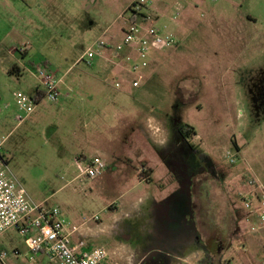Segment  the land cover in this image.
I'll list each match as a JSON object with an SVG mask.
<instances>
[{"label": "rangeland", "instance_id": "374dc122", "mask_svg": "<svg viewBox=\"0 0 264 264\" xmlns=\"http://www.w3.org/2000/svg\"><path fill=\"white\" fill-rule=\"evenodd\" d=\"M27 1L31 3L10 0L12 8H7L0 0V135L8 137L4 152L17 181L36 202L62 209L69 232L75 230L71 240L106 250L113 264H127L117 252L131 254L143 244L147 228L142 208L155 202L160 212L171 202L186 208L192 179L204 180L209 207L218 217L226 216L228 224L239 223L249 233L242 196L250 191V181L264 185V0H148L151 21L164 35L174 36L176 44L153 52L147 68L123 78L109 70L110 64L98 72L96 62L89 66L77 61L101 37L112 45L122 40L131 17L126 8L133 0H60L50 16L35 17L39 31L34 34L27 29ZM190 12L192 24L177 35L176 26ZM11 27L20 33H11ZM116 35L121 40L116 42ZM27 36L35 37L28 58L8 53L14 44L26 47ZM46 60L50 74L76 87L73 98L84 95L79 83H105V94L91 107L104 114L111 109L108 117L74 122L69 109L62 111L47 100L20 123L17 97L34 96L41 83L37 69ZM13 62L23 69L21 76L9 72ZM138 77L142 84L136 90L120 93L114 88L121 79L132 84ZM121 96L128 99L122 105L126 108L110 105L111 98ZM86 102L78 110L83 117L90 104ZM137 106L165 130L162 144L161 135L150 138L144 121L135 120ZM45 107L51 111L46 113ZM186 125L199 136L184 135ZM139 130L147 131V141ZM131 131L137 133L128 144L132 152L125 151L130 162L113 165L104 159L108 170L103 176L79 178V154L91 158L92 150L124 142ZM146 163L153 170L150 181L141 175ZM170 175L175 181L169 186ZM168 187L173 189L171 201L161 200ZM179 211L172 216L173 224ZM257 227L259 231L233 244L228 255L235 257V264L264 261V225ZM0 247L9 252L8 264H29L30 252L17 231L5 234ZM15 249L22 252L19 260L13 257ZM192 249L186 263L181 258L179 264L196 262Z\"/></svg>", "mask_w": 264, "mask_h": 264}, {"label": "built area", "instance_id": "2783aa9c", "mask_svg": "<svg viewBox=\"0 0 264 264\" xmlns=\"http://www.w3.org/2000/svg\"><path fill=\"white\" fill-rule=\"evenodd\" d=\"M151 4L148 0H135L127 9L131 17L123 28L122 40L112 45L105 37L99 38L80 62L92 65L97 56H104L106 52L112 51L116 61L128 65L131 73L139 74L148 67L153 52L172 48L176 39L172 35H164L151 21L148 14ZM177 16L179 14L175 18ZM37 76L43 85L45 98L52 103L59 101L62 96L60 80L50 74L46 67L37 69ZM141 79L138 77L133 86L138 87ZM17 104L20 111L17 120L20 123L37 108L33 97L21 94L17 97ZM5 143L6 137L0 135V239L9 232L17 231L25 239L30 252L29 264H111L112 259L106 250L89 248L84 241L71 240L75 230L69 232L68 222L60 207L47 202L38 203L32 199L13 175L4 153ZM75 165L81 180L101 177L108 168L101 158H79L75 160ZM249 185L250 191L242 196V202L247 211V221L252 231L256 232L260 229L257 224L260 227L264 225V185L257 180L250 181ZM95 219L98 220L99 217ZM12 254L17 260L22 257L19 249H15ZM8 258L9 252L0 247V263L8 264Z\"/></svg>", "mask_w": 264, "mask_h": 264}, {"label": "crops", "instance_id": "0c3cea01", "mask_svg": "<svg viewBox=\"0 0 264 264\" xmlns=\"http://www.w3.org/2000/svg\"><path fill=\"white\" fill-rule=\"evenodd\" d=\"M3 1H4L7 8H9V7L12 8L10 0H3ZM134 1L135 0H133L127 6L126 9H128L129 6ZM200 1H202V0H200ZM39 2H41L43 5L40 6ZM37 4L40 6L39 10L36 9ZM56 4H58V7H60L59 6L60 0H31V3H28V1H27V8H28L27 9V16H29V19H30V21H29L30 27L28 26L27 29L30 30V33H32L31 31H33L32 34H34L35 31H39V28L37 26L38 24H37L35 17L37 16V19L39 20V17H42L43 15L50 16V13H51L50 9L52 8V6H56ZM192 19H193V13L190 12L189 15L186 17V19L182 20L180 25L176 26V28L178 29L176 31V34L177 35L180 34V31H181L182 27H184V25L185 26L191 25ZM31 28H32V30H31ZM16 30L17 29L15 27H11L10 32L11 33L15 32V33L19 34L20 31L19 30L16 31ZM115 37H116V39H115L116 42L121 40V38H122L121 35H116ZM27 39H28V42H27L26 47H21V48L17 49L16 46H14L15 45L14 44L12 47L9 48L8 53L12 54L15 57L20 52L22 54V57L28 58L30 56L31 51H32L31 47L33 45V39H35V37L34 36L33 37L27 36ZM84 55H85V53L79 58V60L77 62H80L81 58ZM115 57H116L115 53H113L112 51L106 52V54L104 56H97L94 59L92 65L96 62L95 63L96 69L98 70V72H103L109 66L108 64H110L111 66H109V68H110L109 70L115 74H118V76L123 78L126 76V74L130 73V71L128 69L129 67H128V65L123 64L120 61H116ZM24 58H23V62H24ZM29 63L32 66L36 65L33 60L30 61ZM49 64H50V62L48 60H46L44 66L46 65L45 67L47 68V67H49ZM12 65H17L20 67V65L17 62H13L11 64V67H12ZM92 65H89V66H92ZM121 81H122L121 83L117 82L114 84V88L118 91L120 90L119 91L120 93H127L128 91L130 92L132 90H136V89L140 88L141 84H142V83H140V85L138 87H134L133 83L131 84L128 81H123V79H121ZM115 85H116V87H115ZM73 88L76 90V87H73L71 85L69 86L68 83H63V82L61 83V81H60V90H61L62 96L59 99V101L54 103V105L59 104V106H61L62 111H68V109H69L70 110V111H68L69 112L68 113L69 118H73L74 122L75 121L77 122L79 120L85 119L86 117L88 119L89 118L90 119H103L104 115H105V118L108 117V114L111 111V109L107 108V112H106V114H104V113H100L98 108L91 107V104H94L96 102V98H98L99 95L105 94V92H106L105 91L106 90L105 83H99V81H94L92 83H79L77 88L80 89L81 94H84L83 96H80V99L72 97L71 93H73V91H74ZM91 89H94V90L90 92ZM37 91L44 92V90H42V83H40V87L35 90L34 96L36 95ZM47 100L48 99L43 97V99L40 102H37L36 111L30 117H32L43 106V104ZM127 100L128 99H126L124 96H121L119 98H117V97L111 98L110 99V105L116 104L117 108L119 107V105L122 108H126L123 106L129 103ZM85 101H87L86 103H90V104H88L89 105L88 111L85 113L86 114L85 117H83V114L81 112H78V110H79V106L81 104L80 102H85ZM138 104H139V102H138ZM113 109H115V107H113ZM44 111L46 113H48L49 111H51V109L45 107ZM135 115H137V118L135 120H139L140 122L144 121L143 122L144 126L147 127V131H149V133H150V138H154L155 140H157L158 136H159V138H161L160 135L162 136V141H161V144H162L166 138V135H165V130L162 128L161 124L152 122L150 119L147 120L145 109L141 108L140 106H137V109H135L134 116ZM30 117H28V118H30ZM147 131H144V130L140 131L139 130V134L144 135V137L146 138V141H147ZM136 133L137 132L134 133L133 131H131L132 135L131 134L127 135V137L125 138V141L119 142L117 145L112 144L110 142L108 145L103 146V148L92 150L91 153L93 154V157L91 156V158L90 157L89 158L90 159L101 158L102 160L106 159V160L112 162L113 165L121 164L122 162H125V161L130 162L131 160L129 158H125V157H127L125 151L132 152L130 150L128 144H129V142L132 141L133 134L136 135ZM2 136H4V135H2ZM195 136H199L198 133ZM5 137H6V141H7L8 137L7 136H5ZM119 145H121V147ZM158 146H159V149L163 148L162 147L163 145H158ZM79 158H82L85 160H90L87 157L86 153H84V152L79 154L78 157H76V159H79ZM106 160H104V161L106 162ZM143 169H144L143 172H141L142 177H143V175H148L146 178L149 179L148 181H150L153 177V170H152L151 166H149V164L146 163L143 166ZM107 170H108V168H107ZM107 170H106V172H107ZM144 171H145V173H144ZM146 178H144V180H142L141 183L145 182ZM148 181H146V182H148ZM174 181H175V179H173V177L171 175L169 178H167V184L169 186L172 185L174 183ZM172 191H173V189L168 187L167 191L164 193L165 194L164 197L161 198V200L171 201L172 195H169V194H172ZM171 208H172V205L170 203L167 206V208L162 207L163 210L160 212L161 208L157 205V202L154 203L152 208L150 205H148V207L142 208L143 211L141 212L140 216H142V219L144 220V223L146 224V228H147V231H146L147 234H146V236L143 237V241H149V238H148L149 237V230H151L153 222L156 223L157 226H159V233L155 237L156 241H160V242L172 241L173 242V240H175L174 239L175 237H173V235H171V237H170L166 234V231L163 230V226L161 225V222L163 221V219L165 220V218H166V220H167V218H169L171 216V213H170L172 211ZM117 211H119V210H117ZM115 213H114V215H115ZM160 213H161V215H160ZM259 230L260 229H258L257 231H259ZM131 254H132V251H131ZM127 255L128 254H125L124 256L127 257Z\"/></svg>", "mask_w": 264, "mask_h": 264}, {"label": "flooded vegetation", "instance_id": "af4514ba", "mask_svg": "<svg viewBox=\"0 0 264 264\" xmlns=\"http://www.w3.org/2000/svg\"><path fill=\"white\" fill-rule=\"evenodd\" d=\"M188 189L191 191L187 194V206L181 208L184 212L179 211L181 204L173 205L171 202L170 213L172 214L167 220L165 218L166 221L163 219L161 222L166 234L170 237L173 235L175 240L173 242L156 241L159 226L153 222L149 230V241L142 240L143 244L140 247H136L134 251L131 250L130 258L120 251L117 252L127 264H179L182 259H184L182 262L186 263L185 259L189 256L187 251L192 248L190 251L194 254L196 262L191 264H235V257L228 255L233 244L241 242L245 237L247 239L251 236L249 233L252 234L253 231L249 233L242 231L239 223L237 226L228 224L226 216L218 217L215 209H210L204 180L193 181L192 179ZM177 211H179L177 215L179 217L175 216V224H173L172 216L176 215ZM121 237L127 238V235L122 234ZM127 245L125 244L124 247ZM131 246L133 247L134 244Z\"/></svg>", "mask_w": 264, "mask_h": 264}, {"label": "trees", "instance_id": "16d2710c", "mask_svg": "<svg viewBox=\"0 0 264 264\" xmlns=\"http://www.w3.org/2000/svg\"><path fill=\"white\" fill-rule=\"evenodd\" d=\"M46 66V65H45ZM9 72L12 74V75H17V76H21L23 74V69H21L19 66L17 65H12V67L10 68ZM43 97H45V92H41V91H37L36 95L33 97L34 100L36 102H40ZM184 135H196V129L192 126H189V125H186L184 127V132H183ZM145 173V171H144Z\"/></svg>", "mask_w": 264, "mask_h": 264}]
</instances>
